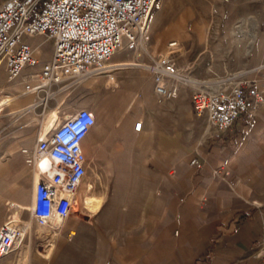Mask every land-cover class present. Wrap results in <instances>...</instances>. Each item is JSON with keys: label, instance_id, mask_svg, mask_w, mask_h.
Wrapping results in <instances>:
<instances>
[{"label": "crops", "instance_id": "obj_1", "mask_svg": "<svg viewBox=\"0 0 264 264\" xmlns=\"http://www.w3.org/2000/svg\"><path fill=\"white\" fill-rule=\"evenodd\" d=\"M29 42L37 48L43 40ZM48 43L44 58L35 50L40 59L49 58ZM125 57L116 51L109 74L88 76L44 107L35 94L19 93L20 78L7 82L0 70V224L13 210L27 216L17 205L29 204L33 178L19 149L46 132L47 108L69 103L72 111L92 113L95 122L81 147L87 167L95 158L99 168L82 183L80 199L97 224H63V235L44 255L27 237L26 250L0 263L264 264L252 253L264 230L263 196L252 200L243 182L248 171L264 181V95L255 115L237 119L222 137L186 141L189 102L179 93L158 101L145 67L150 62ZM192 157L200 169L188 164ZM254 157L258 169L251 167Z\"/></svg>", "mask_w": 264, "mask_h": 264}, {"label": "built area", "instance_id": "obj_2", "mask_svg": "<svg viewBox=\"0 0 264 264\" xmlns=\"http://www.w3.org/2000/svg\"><path fill=\"white\" fill-rule=\"evenodd\" d=\"M155 0H0V70L7 82L20 78V94H35L43 107L58 93L80 84L88 76L109 74L108 62L119 50L139 56L149 41L147 28ZM39 36L51 43L48 59L35 55L29 38ZM168 51L146 64L152 91L158 101L177 97L189 82L173 57L175 41ZM110 77V76H109ZM111 78V77H110ZM263 99L256 80L225 78L212 86L197 84L189 92L190 110L204 118L211 138L222 137L239 118H252ZM86 108H77L53 118L44 134L31 148L19 149L33 184L27 212L21 217L13 210L0 224V259L32 237L35 244L49 246L61 234V224L77 201L86 173L87 160L81 141L94 125ZM140 122L133 124L138 131ZM196 169L201 162L192 157ZM229 176L226 170L214 174ZM228 184L232 183L228 181ZM10 207H16L13 202ZM32 225L45 232L32 231ZM253 255L264 263V230Z\"/></svg>", "mask_w": 264, "mask_h": 264}, {"label": "rangeland", "instance_id": "obj_3", "mask_svg": "<svg viewBox=\"0 0 264 264\" xmlns=\"http://www.w3.org/2000/svg\"><path fill=\"white\" fill-rule=\"evenodd\" d=\"M147 28L149 41L144 45L146 51H142L139 56L126 50L117 52L126 55V60L145 63L158 54L166 53V44L175 41L176 46L172 49L174 60L189 80L179 92L185 101L189 102V92L194 85L212 86L227 77L231 80H258L263 97L264 0H155ZM37 48L44 58L49 43H39ZM46 104L49 105V100ZM71 111L69 103L58 109L47 108L44 125H48L53 118H61ZM185 125L186 141L190 138L198 139L200 135L202 138H209L204 118H196L191 113V118H186ZM255 160L256 157L250 160L251 167L258 169L261 166L254 162ZM96 162L95 158L90 160L83 184L94 172L98 173ZM250 173L252 172L245 173L246 180L243 182L251 191V199L254 200L260 195L264 200V181L252 180L253 176L258 175ZM84 185L78 191L77 201L69 216L59 222L61 227L63 224H97L95 214L86 206L90 212L82 207L80 199ZM11 213L12 211L7 215ZM32 231L45 232L34 225ZM62 231L60 236L63 235ZM25 240L26 237L19 248L26 250ZM52 244L46 246L41 242L34 244V249L44 255L49 252ZM19 248L7 256L12 257Z\"/></svg>", "mask_w": 264, "mask_h": 264}, {"label": "bare ground", "instance_id": "obj_4", "mask_svg": "<svg viewBox=\"0 0 264 264\" xmlns=\"http://www.w3.org/2000/svg\"><path fill=\"white\" fill-rule=\"evenodd\" d=\"M254 36V34L252 35V37ZM89 203L91 204V205H93V202H91L90 200H89ZM50 224L51 225H56V224H59V221L58 220H56V219H52L51 221H50Z\"/></svg>", "mask_w": 264, "mask_h": 264}]
</instances>
